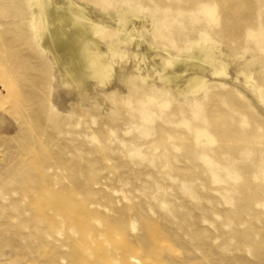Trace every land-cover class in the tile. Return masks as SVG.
I'll use <instances>...</instances> for the list:
<instances>
[{"label":"rangeland","instance_id":"rangeland-1","mask_svg":"<svg viewBox=\"0 0 264 264\" xmlns=\"http://www.w3.org/2000/svg\"><path fill=\"white\" fill-rule=\"evenodd\" d=\"M75 5L103 48L57 32ZM31 7L0 0V52L28 66L20 94L0 77V264H264V0H51L42 44ZM193 44L217 74L166 68Z\"/></svg>","mask_w":264,"mask_h":264},{"label":"bare ground","instance_id":"bare-ground-1","mask_svg":"<svg viewBox=\"0 0 264 264\" xmlns=\"http://www.w3.org/2000/svg\"><path fill=\"white\" fill-rule=\"evenodd\" d=\"M30 2L32 4V7L30 9L32 17L35 18L36 13L40 14V17H41L38 21V24L35 26V32H36V35L39 36L40 43L42 44L48 36V32L45 30V27H44V23H42V16L46 18L48 17L47 12L50 7L51 0H30ZM56 12H57V16L60 21L64 20L65 18L69 19L70 21L69 28H67L66 30H63L61 28V25L57 23V32L63 33V35H66L62 38L63 40H67L69 43L75 44V47H77L78 42L81 39L82 40L84 39L87 42L86 48H89V49L90 48H97V49L103 48L102 44L99 42L97 38L94 40H90V39L92 36L96 35L95 33L97 31L103 30L104 26L94 23L91 20V18L88 16V13L85 10V8L79 5H75L73 7L57 6ZM118 21L119 23H118L116 36H117L118 41L120 42L119 45L132 44L134 39L131 36V34L128 32L129 28L133 25L135 26V23H137L136 21H141V20L135 14H132L131 10H128V12L119 13ZM135 28H137V26ZM145 31H146L145 29L143 30L140 29V31L138 32L140 38L143 37L141 33ZM49 34H51V32H49ZM213 42L214 40L211 39L210 43H213ZM107 47L114 48V44L109 43ZM196 48H206V47H203V46L200 47L197 44H193L189 52H186V53L183 52L181 54H175V55L167 53L168 58L166 59V68L167 67L173 68L175 65H180V64H184L185 62L191 61V62H196L200 64V66L206 70L211 69L212 75L217 74L219 71L215 67L216 66V64L214 63L215 61H213L208 56L211 53V51L210 50L206 51V55L204 56L202 52L204 50L201 49L200 53L197 56H195L194 50ZM6 51H8V49L3 48V51L0 52V77L3 80L2 85L3 87L6 88L7 94H13V95L20 94L23 90L20 88L18 82H21L24 74L20 73L19 68L21 67L23 69H28V66L17 60V62L19 63L18 66H16L15 68L9 67L8 66L9 58H7ZM16 52L17 50L13 52V55H15ZM10 53L12 52L10 51ZM113 54H114V50L112 51L111 55L113 56ZM88 61H91L90 65H92V73L97 74L98 76H101L102 78L107 77V72L109 70V64L102 62L101 55L96 53L94 54V57L89 58ZM164 70H165V67L162 68L157 73V75L161 77L162 76L161 74ZM221 72L224 73L225 70L223 69ZM115 264H117V262H115Z\"/></svg>","mask_w":264,"mask_h":264}]
</instances>
